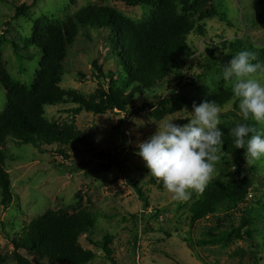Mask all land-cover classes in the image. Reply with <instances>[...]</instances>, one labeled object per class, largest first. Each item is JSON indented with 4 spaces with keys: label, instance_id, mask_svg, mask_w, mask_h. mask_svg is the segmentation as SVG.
<instances>
[{
    "label": "rangeland",
    "instance_id": "1",
    "mask_svg": "<svg viewBox=\"0 0 264 264\" xmlns=\"http://www.w3.org/2000/svg\"><path fill=\"white\" fill-rule=\"evenodd\" d=\"M177 1L183 6L187 0ZM34 2L27 15L16 17V8L31 6ZM89 5L114 8L133 21L148 19L152 10L128 6L120 0H0V57L12 78L28 87L34 81L41 58L31 42L37 20L45 17L64 22ZM210 5L218 15L203 22L205 36L191 34L167 77L137 94L129 106L130 112L115 110L103 115L83 112L76 117V128L86 134V140L70 148L69 159L55 153H40L31 144L21 145L14 137H7L2 151L14 200L5 207L0 194V264H18L13 239L22 226L49 211L73 214L83 208L95 218L93 228L80 238L84 249L97 254L89 264H264V157L249 165L245 154L236 157L221 152V163L209 181L232 183L237 177L235 164L238 162L245 176L253 179V188L247 200L233 211L192 224L191 208L202 191L190 189L188 199L177 201L173 193L158 189L153 182L155 177L142 157L136 155L138 142L146 140L157 129L152 118L161 123L173 120L176 124H186L193 103L199 104L221 89H227L231 99L221 108L218 127L244 121L232 83L223 78L224 68L232 58L229 46L223 47V43L240 39L250 49H263L264 2L209 0L206 7ZM113 38L109 29L78 27L65 60L62 86L93 94L98 89L95 61L106 74L120 75L117 59L110 53ZM14 43L18 44L17 52ZM27 54L33 58H25ZM254 75L264 82L263 74ZM181 90L186 96V107L162 120L155 119L152 105L160 99L159 105L162 98ZM7 100V91L0 84V113L5 110ZM68 108L63 104L47 108L48 119L69 121L70 115L63 112ZM120 120L125 123L119 130ZM257 128H264V124H258ZM100 153L107 158L98 159L96 155ZM112 159H120L121 167L100 169L102 163ZM74 162L79 168L74 169ZM138 191L147 200L148 209ZM247 220L251 224L242 232L252 230L251 239L233 238L215 245L204 243L239 229ZM106 235L113 237L110 244L113 261L97 246ZM186 240L193 242L194 249Z\"/></svg>",
    "mask_w": 264,
    "mask_h": 264
},
{
    "label": "trees",
    "instance_id": "2",
    "mask_svg": "<svg viewBox=\"0 0 264 264\" xmlns=\"http://www.w3.org/2000/svg\"><path fill=\"white\" fill-rule=\"evenodd\" d=\"M132 7H150L148 19L133 21L114 8L89 5L64 22H53L43 17L35 22L31 42L39 50L41 58L34 81L28 87L15 81L0 57V84L7 91V105L0 113V194L2 205L8 207L14 200L10 174L5 167L6 156L2 151L8 136L14 137L21 145L31 144L40 153H55L69 159V150L78 143H84L86 134L76 128V117L83 112L103 115L118 110L130 112L135 96L151 89L163 81L171 71L176 57L184 50L191 34L197 32L205 36V23L218 15L214 6H207L209 0H187L181 6L177 0H120ZM261 3L264 0H260ZM16 8V17L25 16L35 6ZM89 26L97 30L109 29L115 38L112 39L111 55L115 56L121 74L105 73L98 61L93 63L94 74L98 81V89L90 95L75 89L62 86L66 72L65 60L73 44L78 27ZM116 31V33L114 32ZM229 46L230 55L246 50L255 54L252 63L264 65V48H251L240 39L233 43L224 42ZM17 52L18 44L14 43ZM27 59L33 55L27 54ZM264 75V71H259ZM118 75V77H117ZM85 77V76H84ZM193 86V85H191ZM184 90L162 98L159 105L154 106V117L162 120L186 107ZM231 99L227 89L206 97L204 100L215 101L220 108ZM68 105L63 112L70 115V120H49L47 108ZM125 120H120L117 129H121ZM248 123L257 127L258 123L249 118ZM237 124L223 125V147L221 152L241 157L246 149H236L230 130ZM105 160L103 153L96 155ZM74 169L79 168L75 162ZM114 165L121 167L120 159L108 160L101 164V170ZM237 177L230 184L209 181L199 198L191 208V223L219 214L230 212L244 203L253 188L254 181L246 177L243 167L236 162ZM158 189L167 190L162 181L153 179ZM196 191V190H194ZM148 209V202L137 192ZM239 229L223 235L218 240L212 238L206 244H219L235 238L251 239L252 230L242 232L251 222L249 220ZM95 223L94 215L87 209L69 214L63 210L49 211L38 219L30 221L20 229L13 239L14 256L18 264H89L97 254L84 249L80 238L89 233ZM113 237L105 236L98 244L106 257L113 261V250L110 244ZM194 249L193 242L188 241ZM25 251L27 254H22Z\"/></svg>",
    "mask_w": 264,
    "mask_h": 264
},
{
    "label": "clouds",
    "instance_id": "3",
    "mask_svg": "<svg viewBox=\"0 0 264 264\" xmlns=\"http://www.w3.org/2000/svg\"><path fill=\"white\" fill-rule=\"evenodd\" d=\"M255 59L254 53L239 51L225 66L223 78L232 83L244 121L251 118L264 124V82L254 75L264 71V65L252 63ZM192 109L189 122L182 125L173 120L156 122L152 118L156 131L137 144L136 155L142 157L150 174L162 181L177 201L188 199L190 189L203 191L222 160L224 133L218 127L220 106L215 101L204 100L193 103ZM230 134L236 149H246L249 165L264 157V128L238 123Z\"/></svg>",
    "mask_w": 264,
    "mask_h": 264
},
{
    "label": "water",
    "instance_id": "4",
    "mask_svg": "<svg viewBox=\"0 0 264 264\" xmlns=\"http://www.w3.org/2000/svg\"><path fill=\"white\" fill-rule=\"evenodd\" d=\"M159 100H160V99H158V100L152 105V107L155 106V104H157Z\"/></svg>",
    "mask_w": 264,
    "mask_h": 264
}]
</instances>
